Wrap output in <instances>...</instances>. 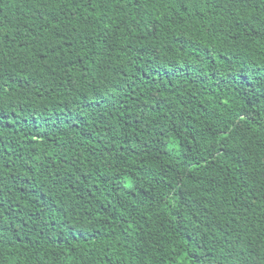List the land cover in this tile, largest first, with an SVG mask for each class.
Segmentation results:
<instances>
[{"label": "trees", "instance_id": "obj_1", "mask_svg": "<svg viewBox=\"0 0 264 264\" xmlns=\"http://www.w3.org/2000/svg\"><path fill=\"white\" fill-rule=\"evenodd\" d=\"M0 264H264V0H0Z\"/></svg>", "mask_w": 264, "mask_h": 264}]
</instances>
